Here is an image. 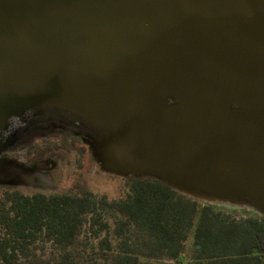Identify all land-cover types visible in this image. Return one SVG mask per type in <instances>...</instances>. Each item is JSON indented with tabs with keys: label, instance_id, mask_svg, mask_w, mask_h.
Returning a JSON list of instances; mask_svg holds the SVG:
<instances>
[{
	"label": "water",
	"instance_id": "obj_1",
	"mask_svg": "<svg viewBox=\"0 0 264 264\" xmlns=\"http://www.w3.org/2000/svg\"><path fill=\"white\" fill-rule=\"evenodd\" d=\"M47 104L103 172L264 217V0H0V133Z\"/></svg>",
	"mask_w": 264,
	"mask_h": 264
},
{
	"label": "trees",
	"instance_id": "obj_2",
	"mask_svg": "<svg viewBox=\"0 0 264 264\" xmlns=\"http://www.w3.org/2000/svg\"><path fill=\"white\" fill-rule=\"evenodd\" d=\"M127 181L112 200L1 191L0 264H264V217L231 219L153 176Z\"/></svg>",
	"mask_w": 264,
	"mask_h": 264
},
{
	"label": "flooded vegetation",
	"instance_id": "obj_3",
	"mask_svg": "<svg viewBox=\"0 0 264 264\" xmlns=\"http://www.w3.org/2000/svg\"><path fill=\"white\" fill-rule=\"evenodd\" d=\"M162 102L167 106L176 103L170 96H163ZM100 133L82 117L53 104L10 119L0 133V192H32L29 196L85 192L76 183ZM246 206L252 205L247 202Z\"/></svg>",
	"mask_w": 264,
	"mask_h": 264
},
{
	"label": "rangeland",
	"instance_id": "obj_4",
	"mask_svg": "<svg viewBox=\"0 0 264 264\" xmlns=\"http://www.w3.org/2000/svg\"><path fill=\"white\" fill-rule=\"evenodd\" d=\"M96 141V140H95ZM94 141V143H95ZM94 152L91 148L88 152V166L84 169L83 175L79 178V183L76 185L83 186V189L87 192H91L96 197L105 196L109 200L123 198L128 192V181L127 178L122 176H117L108 172H103L101 170V163L98 158H95L92 153ZM69 181V180H68ZM72 185V184H70ZM75 185V183H74ZM57 191V190H56ZM61 190H58V192ZM22 192V191H21ZM26 195H30L32 192H23ZM188 198V197H187ZM192 199V198H191ZM194 200V199H192ZM199 203L204 205H210L215 208L216 211H221L227 217L231 219L240 220L247 216H258L251 208L248 206L237 207L232 203L228 202H216L215 204L197 200ZM245 207V208H244ZM109 223H112V220H108ZM86 227H83L80 231V234L76 239L75 251L80 252V248L90 236L86 230ZM96 242H94L95 244ZM49 246L46 245L43 248V252H37L38 258L42 256L44 258L46 254L49 253Z\"/></svg>",
	"mask_w": 264,
	"mask_h": 264
}]
</instances>
